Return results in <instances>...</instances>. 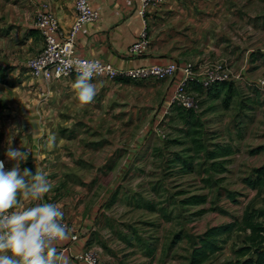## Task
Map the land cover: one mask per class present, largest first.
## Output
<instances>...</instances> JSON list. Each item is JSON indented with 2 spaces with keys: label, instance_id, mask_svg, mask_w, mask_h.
<instances>
[{
  "label": "crops",
  "instance_id": "1",
  "mask_svg": "<svg viewBox=\"0 0 264 264\" xmlns=\"http://www.w3.org/2000/svg\"><path fill=\"white\" fill-rule=\"evenodd\" d=\"M91 4L100 12V17L95 22L85 23L78 33L76 51L79 56L100 59L118 68L169 62H176L182 67L192 64L193 93H199L200 90V93H205L201 81L210 69L221 64L231 74L232 80L228 84L220 83V87L214 85L211 88L215 89L212 90L214 94L224 96L227 86L231 89L256 87L259 92L264 91L258 85V81L264 79V0H168L163 5L150 7L144 16L141 14L142 0H91ZM43 5H47V10L57 17L61 29L67 33L76 18L75 0H0V158L6 160L5 170L16 167V161L9 160L5 155L8 141L12 139L13 148L28 152L27 161L19 165L21 171L28 168L35 174L38 168L45 172L52 189L45 195L44 202L58 204L70 224V238L57 245L58 251L69 257L70 264H86L77 261L75 256L88 248L95 250L109 264V256L104 253L103 247L105 234L100 229L105 227L104 221L110 220L104 208L111 194L122 188L121 180L137 170L134 162L140 147L136 148L134 143L138 139L135 140L134 132H129L121 140L123 132L117 127L112 133V142L116 144L112 154L103 157L100 164L96 165L92 163V157H86L88 151L85 146V151L80 154L85 158L84 167L69 176L63 168V160L56 163L61 153L62 156L65 153L64 137L60 133L64 128L101 126L103 112L108 119L111 117L114 120L116 116V125H123L127 118L121 109L130 107L148 110L152 121L160 117L157 126L170 109L172 95L182 75L179 73L175 78L164 81L121 80L118 83L95 77L92 82L96 85L97 94L92 102L82 105L72 87L77 76L62 79L35 77L28 66L29 60L44 48L42 34L36 27V15ZM144 21L148 23L150 44L141 56L132 57L130 47L142 31ZM246 104L257 105L252 102ZM107 112L110 116H107ZM50 136H55V146L51 149L47 146ZM120 141H133V144L124 147L119 144ZM229 147L232 149L230 155L215 158H211L210 153L208 155L211 173L223 174L224 178L230 170L241 176L238 186L242 190L239 191L241 196L232 199L236 201L238 198L240 204L231 202L233 195L228 199L225 196L226 206L220 208L226 210L228 216L223 218L219 212L211 215L215 221L222 222L219 225L241 219L248 207L264 209V188H255L245 182L255 177L256 168L264 166V149L259 152L250 149L249 163L242 168L233 163L234 157H239L235 147ZM72 157L76 159L78 156ZM87 161L89 165H86ZM214 162L218 164L213 165ZM231 163L235 169H229ZM105 168L111 169L109 172L115 181L109 189L110 196L105 195L106 191L100 195L102 183L94 181L104 173ZM88 172L89 175L94 174L92 179L82 181L81 175ZM79 185L88 188L84 214H78L84 204L78 208L73 203L68 205L70 198L67 191L79 189ZM90 190L92 192L89 195ZM206 198L205 203L182 202V205L187 209L196 208L192 217L200 221L213 211L212 200L215 199L208 203ZM24 203L31 206L33 202ZM184 233L179 235V240L188 242L194 238L192 229L186 228ZM73 234L79 238L72 240ZM193 242L194 247H197L199 240ZM105 244L109 246L107 242ZM108 249L117 254L114 247ZM190 258L191 251L184 261L189 264ZM159 260L142 264H166ZM221 261H225V258Z\"/></svg>",
  "mask_w": 264,
  "mask_h": 264
},
{
  "label": "rangeland",
  "instance_id": "2",
  "mask_svg": "<svg viewBox=\"0 0 264 264\" xmlns=\"http://www.w3.org/2000/svg\"><path fill=\"white\" fill-rule=\"evenodd\" d=\"M230 79L231 74L229 80L217 85L220 87V83L224 82L228 84L232 80ZM226 88L228 90L224 96L214 94L215 89L202 88L205 93H200L201 90L193 93L200 104L198 110L170 107L157 126L155 125L160 117L152 121L148 110L130 107L121 109L128 120L123 125H116V116L114 120L111 117L108 119L103 112L101 126H79L61 131L60 135L64 137L62 150L65 153L64 157L61 153V158L56 159V163L63 160V168L65 167L69 176L84 167L85 158L80 154L85 151V146L88 151L86 157H92L94 160L91 161L96 165L100 164L103 157L112 154L113 147L116 146L112 142V133L117 127L123 132L121 140L129 132H134L135 140L138 139L134 141L136 148L140 147L134 162L137 170L121 180L122 188L110 193V196L109 189L115 181L109 172L111 169L107 170L108 167L94 180L102 183L100 195L106 191L105 195L110 196L104 208L110 220L104 221L105 227L100 228L105 234L103 247L104 253L109 256V264L153 263L159 259V262L166 264H187L184 260L190 254V248H195L193 241L197 242L207 229L222 223L215 221L211 215L219 212L223 218L228 216L226 210L220 208L226 206L225 196L228 199L233 195L231 202L240 204L238 198L236 201L232 200L241 196L239 191L242 190L238 188L240 173H231L229 170L224 178L223 174L211 173L208 155L212 151H218L219 147L232 145L239 154V157H234L233 163L243 168V165L246 167L249 163L250 149L255 152H259V148L264 149V91L259 92L256 87ZM247 102L257 105L248 106ZM109 112L106 113L107 116H110ZM119 144L128 147L133 141H120ZM73 155L78 157L73 159ZM233 163L229 165V169H235L231 167ZM89 164L87 161L86 165ZM93 175L85 173L81 175V180L90 181ZM87 190V187L79 185V189L67 191L70 198L68 205L73 203L78 208L84 204L78 214L86 212ZM91 192L90 190L89 195ZM192 194L206 195L208 203L215 199L212 200L213 211L200 221L192 217L196 208L187 209L182 205V200ZM186 228L195 232L194 238L188 242L179 240V235L185 234ZM222 239L226 240L222 250L206 264H217L223 257L226 261L237 259L235 251L242 245L243 235L235 233L231 237L223 236ZM108 247H114L117 254L112 253ZM221 260L219 264H223L224 261Z\"/></svg>",
  "mask_w": 264,
  "mask_h": 264
},
{
  "label": "clouds",
  "instance_id": "3",
  "mask_svg": "<svg viewBox=\"0 0 264 264\" xmlns=\"http://www.w3.org/2000/svg\"><path fill=\"white\" fill-rule=\"evenodd\" d=\"M101 69L99 61L80 62L72 87L78 101L87 105L97 94L93 77ZM48 148L55 146V136L48 138ZM5 155L16 161V167L5 170L0 160V264H70L69 257L58 251L59 242L70 238L64 212L55 203L44 202L52 185L43 170L35 174L28 168L20 169L27 161L28 152L12 147L8 141ZM24 201L33 202L27 206Z\"/></svg>",
  "mask_w": 264,
  "mask_h": 264
},
{
  "label": "built area",
  "instance_id": "4",
  "mask_svg": "<svg viewBox=\"0 0 264 264\" xmlns=\"http://www.w3.org/2000/svg\"><path fill=\"white\" fill-rule=\"evenodd\" d=\"M168 0H142L143 9L141 14L144 16L146 11L153 6H160ZM76 18L71 29L64 33L60 27L57 17L49 10L47 5L37 12L36 27L41 32L44 40V48L35 57L29 60L28 66L35 77L44 76L46 79H62L77 76L76 67L80 62L99 61L101 69L95 77L105 78L113 83L121 80L139 82L147 79L164 81L175 78L181 73V79L176 85L171 98L170 107L181 108L184 110H198L200 108L197 97L193 94L191 83L194 80V67L192 64L180 66L176 62L166 64H152L145 66L118 68L109 62L100 59L85 58L77 54L76 38L82 26L88 22H95L100 17V12L93 7L91 0H75ZM150 44L148 23L144 21V27L137 40L130 47L132 57L141 56ZM230 73L221 64L210 69L204 80L201 81L203 89L210 90L219 82L229 80ZM258 85L264 89V79L258 81ZM5 162L6 160L0 158ZM68 229L71 228L69 222L64 218L63 221ZM72 240H77V234L71 235ZM79 262L86 264H107L91 248L85 249L82 253L75 256Z\"/></svg>",
  "mask_w": 264,
  "mask_h": 264
},
{
  "label": "trees",
  "instance_id": "5",
  "mask_svg": "<svg viewBox=\"0 0 264 264\" xmlns=\"http://www.w3.org/2000/svg\"><path fill=\"white\" fill-rule=\"evenodd\" d=\"M259 148L258 151H261ZM255 152V151H253ZM232 153L228 147H219L218 151L210 152V157L227 156ZM218 163H213L217 165ZM255 177L245 180L249 185L264 188V166L254 170ZM206 196L192 195L184 199V204H199L206 202ZM242 234V245L235 251V260L224 261L223 264H264V209L248 207L241 219L231 223L213 226L200 237L197 247L191 250L189 264H206L213 256L222 250L223 236L231 237L233 234Z\"/></svg>",
  "mask_w": 264,
  "mask_h": 264
}]
</instances>
